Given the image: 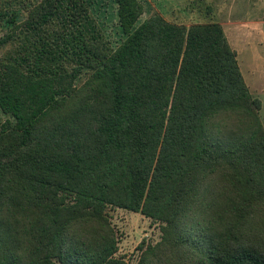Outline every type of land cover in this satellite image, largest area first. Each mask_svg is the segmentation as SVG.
I'll return each instance as SVG.
<instances>
[{
    "label": "trees",
    "instance_id": "obj_1",
    "mask_svg": "<svg viewBox=\"0 0 264 264\" xmlns=\"http://www.w3.org/2000/svg\"><path fill=\"white\" fill-rule=\"evenodd\" d=\"M115 1V46L88 0L0 38V264H132L111 208L160 224L136 264H264L262 102L222 26Z\"/></svg>",
    "mask_w": 264,
    "mask_h": 264
},
{
    "label": "rangeland",
    "instance_id": "obj_2",
    "mask_svg": "<svg viewBox=\"0 0 264 264\" xmlns=\"http://www.w3.org/2000/svg\"><path fill=\"white\" fill-rule=\"evenodd\" d=\"M41 0H0V38L10 32L12 20L22 22L28 9ZM107 38L115 46L124 35L118 23L115 0H88ZM142 21L161 15L168 22L190 27L217 23L236 51L246 85L262 102L260 118L264 125V0H142ZM84 75L79 83L85 81ZM9 116L0 110V125ZM119 238L117 256L136 264L143 241L156 244L161 239L160 224L124 209L109 210Z\"/></svg>",
    "mask_w": 264,
    "mask_h": 264
}]
</instances>
